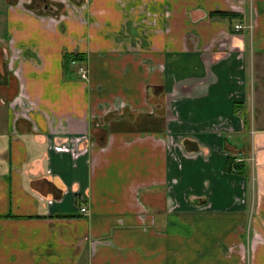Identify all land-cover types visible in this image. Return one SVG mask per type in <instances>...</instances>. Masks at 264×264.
<instances>
[{
  "label": "crops",
  "instance_id": "1",
  "mask_svg": "<svg viewBox=\"0 0 264 264\" xmlns=\"http://www.w3.org/2000/svg\"><path fill=\"white\" fill-rule=\"evenodd\" d=\"M0 264H264V0H0Z\"/></svg>",
  "mask_w": 264,
  "mask_h": 264
},
{
  "label": "trees",
  "instance_id": "2",
  "mask_svg": "<svg viewBox=\"0 0 264 264\" xmlns=\"http://www.w3.org/2000/svg\"><path fill=\"white\" fill-rule=\"evenodd\" d=\"M72 57H74V59L78 61L82 60L81 56L79 55H74ZM67 61H68V57H66V60H65V68L67 65ZM224 170L228 174H235V175L242 176L244 178L249 177L246 162L237 155L228 154L226 162H225Z\"/></svg>",
  "mask_w": 264,
  "mask_h": 264
},
{
  "label": "built area",
  "instance_id": "3",
  "mask_svg": "<svg viewBox=\"0 0 264 264\" xmlns=\"http://www.w3.org/2000/svg\"><path fill=\"white\" fill-rule=\"evenodd\" d=\"M245 28H247L249 31L252 30V26L249 25V26H245ZM244 29V26L243 25H236L235 26V30L236 31H240ZM67 69L69 72H71L72 70H75L78 78L82 81H85L87 80L88 76H89V67H88V64L84 61H78L76 59H74V57H70V59L67 61V65H66ZM80 213L81 214H87V210L83 207L80 208Z\"/></svg>",
  "mask_w": 264,
  "mask_h": 264
},
{
  "label": "rangeland",
  "instance_id": "4",
  "mask_svg": "<svg viewBox=\"0 0 264 264\" xmlns=\"http://www.w3.org/2000/svg\"><path fill=\"white\" fill-rule=\"evenodd\" d=\"M73 73H75V72L73 71L71 74H68V77H77V75L76 74H73ZM87 80H88V78H87ZM87 80H85V81H87ZM251 118H253V115H251ZM246 139H247V137H246ZM247 142H249V138H248V141Z\"/></svg>",
  "mask_w": 264,
  "mask_h": 264
},
{
  "label": "flooded vegetation",
  "instance_id": "5",
  "mask_svg": "<svg viewBox=\"0 0 264 264\" xmlns=\"http://www.w3.org/2000/svg\"><path fill=\"white\" fill-rule=\"evenodd\" d=\"M2 78H4L3 76H1Z\"/></svg>",
  "mask_w": 264,
  "mask_h": 264
}]
</instances>
